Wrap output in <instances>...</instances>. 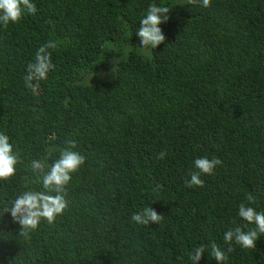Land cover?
Wrapping results in <instances>:
<instances>
[{
	"label": "trees",
	"instance_id": "1",
	"mask_svg": "<svg viewBox=\"0 0 264 264\" xmlns=\"http://www.w3.org/2000/svg\"><path fill=\"white\" fill-rule=\"evenodd\" d=\"M32 2L35 14L0 24V133L20 157L0 181V264H193L201 244L198 264H217L212 242L233 248L222 264H264V234L253 249L224 241L230 228H255L241 203L264 211V0ZM153 3L171 8L166 39L142 49ZM48 41L55 68L34 93L27 65ZM68 141L86 157L68 206L25 237L7 210L44 191L31 162L50 165ZM201 157L222 163L186 187ZM149 206L158 225L131 221Z\"/></svg>",
	"mask_w": 264,
	"mask_h": 264
},
{
	"label": "clouds",
	"instance_id": "2",
	"mask_svg": "<svg viewBox=\"0 0 264 264\" xmlns=\"http://www.w3.org/2000/svg\"><path fill=\"white\" fill-rule=\"evenodd\" d=\"M190 4H197L198 0H189ZM211 0H202V7H210ZM171 8L150 4L146 16L140 21V28L137 36L140 39L142 49H155L165 42V35L159 27L169 19ZM36 5L32 0H0V24L7 27L9 23H18L23 16L35 14ZM57 42L48 41L41 46L35 54V61L27 65V74L24 77L25 87L32 92L39 89V81L47 79L48 73L54 70L55 65L51 61L49 49H55ZM35 82V83H34ZM68 147L61 150L60 156L50 165L45 159L33 160L31 170L41 179L44 191H25L20 194L7 210L15 223L20 225V234L27 237L31 231L39 226L41 220L53 223L56 217L64 212L68 206L65 199L66 186L72 178V173L76 172L86 160V157L74 151L75 141H68ZM165 151H160L157 159L163 160ZM20 163L19 154L13 151L7 135L0 133V181H6L16 174V165ZM222 162L218 158L201 157L194 161L195 172L189 173L190 180L185 182L186 187H203L204 181L201 175H212L214 169ZM163 187L157 185V188ZM54 193V194H52ZM246 199L249 203H254V197L248 194ZM238 215L248 224H254L255 228L244 231L241 227L229 229L224 233V241L236 244L245 249L256 247V241L261 234H264V211L257 212L253 207H247L244 203L239 205ZM164 216L158 214L151 206L144 208L141 212L131 216V221L139 225H158ZM211 256L217 264L228 259V253L233 251L232 247L227 248V252L221 249L215 242L210 245ZM206 246L201 244L190 253L193 264H198L205 253Z\"/></svg>",
	"mask_w": 264,
	"mask_h": 264
}]
</instances>
